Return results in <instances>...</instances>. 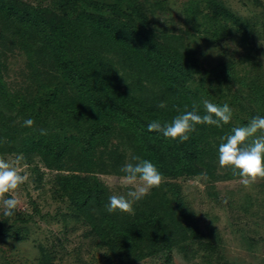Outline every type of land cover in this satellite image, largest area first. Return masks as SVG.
Wrapping results in <instances>:
<instances>
[{
  "label": "rangeland",
  "instance_id": "374dc122",
  "mask_svg": "<svg viewBox=\"0 0 264 264\" xmlns=\"http://www.w3.org/2000/svg\"><path fill=\"white\" fill-rule=\"evenodd\" d=\"M20 1L47 7L56 0ZM211 1L232 12L245 29L214 18ZM161 5L154 10L160 31L191 49L203 70L188 83L196 96L227 104L234 127L264 116V0H164ZM0 43V59L10 70L2 75L5 83L13 91L22 87L16 91L21 101L33 98L35 89L20 74L26 71L22 50H14L7 40ZM222 70L231 72L226 82ZM18 109L0 115L7 128L2 133L14 130L11 142L0 134V157L14 161L21 156L28 180L6 194L20 201L13 216L3 215L0 205V264H264V179L245 187L215 156L211 174L166 178L135 203L133 215L109 213V197L129 190L118 181L124 175L120 169L132 156L145 155L134 129L112 122V130L83 153L79 147L85 148L86 142L68 140L63 135L67 130L54 127L52 112L30 128L23 126L28 117L15 116ZM41 129L47 134L41 135ZM52 133L65 137L70 148L58 161L43 155L33 140L55 144ZM156 220L174 245L130 263L136 253H146L149 235L158 231Z\"/></svg>",
  "mask_w": 264,
  "mask_h": 264
},
{
  "label": "trees",
  "instance_id": "16d2710c",
  "mask_svg": "<svg viewBox=\"0 0 264 264\" xmlns=\"http://www.w3.org/2000/svg\"><path fill=\"white\" fill-rule=\"evenodd\" d=\"M163 2L56 0L40 7L0 0V40L22 50L26 71L20 68V74L29 81L27 87L35 89L33 98L21 101L16 91L22 87L13 91L5 83L2 75L9 67L0 59V115L18 107L15 116L37 124L45 113L52 112L54 127L67 130L63 135L68 134V140L77 145L79 139L86 142L85 148L79 147L83 153L101 134L112 130V122L130 126L144 151L142 159L153 162L165 178L202 175L204 171L211 174L221 138L234 128L231 122L220 128L197 125L185 142L148 131L151 122L170 123L185 105L191 110L194 101L200 114L205 112L202 100L188 84L195 74H203L200 64L191 49L175 44L173 35L160 31L154 16ZM209 11L214 18L245 29L232 12L215 1L209 3ZM3 46L0 43L1 50ZM221 72L226 82L231 72ZM3 118L0 134L11 142L13 129L2 133L7 129ZM52 135L55 144L37 137L33 140L43 155L58 161L70 148L65 137ZM156 224L158 231L153 229L149 235L146 253H136L130 263L174 245L157 220Z\"/></svg>",
  "mask_w": 264,
  "mask_h": 264
},
{
  "label": "clouds",
  "instance_id": "9594fccd",
  "mask_svg": "<svg viewBox=\"0 0 264 264\" xmlns=\"http://www.w3.org/2000/svg\"><path fill=\"white\" fill-rule=\"evenodd\" d=\"M202 104L205 110L203 115L194 101L191 110L185 105L184 111L179 112L178 109L179 114L170 123L153 121L148 125V131L185 142L190 139V133L196 131L197 125L220 128L231 121L232 110L227 104L219 106L208 100H203ZM34 125L35 121L32 119L23 121L25 127L31 128ZM40 132L41 135L47 134L44 129ZM221 139L223 142L218 147L221 168H231L233 175H238L245 187H249L258 179H264V116H255L246 126L232 128L231 134ZM21 161V156H17L14 161L0 157V205L3 207V215L8 217L14 215L20 201L15 195L6 198V194L15 193L28 180L27 173L22 172L20 167ZM120 171L124 175L118 178V181L128 185L129 190L126 194H114L109 197V203L106 205L109 213L119 210L133 215L135 203L149 195L151 189L159 188L166 180L153 162L139 156H132Z\"/></svg>",
  "mask_w": 264,
  "mask_h": 264
}]
</instances>
